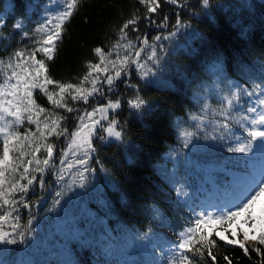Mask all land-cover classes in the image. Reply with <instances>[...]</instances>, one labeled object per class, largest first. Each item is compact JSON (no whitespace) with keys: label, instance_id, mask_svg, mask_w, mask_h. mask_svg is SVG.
Returning <instances> with one entry per match:
<instances>
[{"label":"trees","instance_id":"obj_1","mask_svg":"<svg viewBox=\"0 0 264 264\" xmlns=\"http://www.w3.org/2000/svg\"><path fill=\"white\" fill-rule=\"evenodd\" d=\"M53 1L0 0V15L6 21L0 31V59L6 51L40 34L35 30L44 24L45 9ZM188 1L180 2L186 6L175 8L159 0L161 6L153 14L156 23L149 24L144 19L146 8L139 0H78L72 17L65 22L53 60L41 57L46 61L50 78L79 84L87 73V65L99 63L93 49L101 47L106 53L113 50L120 27L133 16L138 17L139 22L135 25L137 32L131 31L133 26L127 30L131 41L146 37L150 44L157 35H170L175 31L172 25L177 17L192 30L189 42L166 54L161 83L143 82L129 70L112 91L103 85V94H96L88 103L81 99L73 101L66 94L64 102L74 109L71 113L55 107L47 96L35 94L46 114L60 119L61 130L67 129L59 139L53 135L44 141L53 144L55 165L82 114L109 101L121 102V107L110 113L109 119L117 120L122 139L105 144L100 139L104 135L100 128L92 138L95 151L90 168L99 176L103 172L109 182L103 187L102 204L96 208L97 215L103 219V239L94 243L71 242L68 255L55 264H167L168 257L162 254V247L169 249L170 244H177L179 233L189 226L190 220L209 212L214 200L221 201L226 194L246 188L250 185V174L258 173L261 159L255 151L262 149L252 144L247 153H229L227 147L229 143L238 146L236 136L242 141L248 139L247 128L241 126L240 117L246 114L251 99L264 98V0H209L207 7L202 5V0ZM165 16L168 26L158 28L156 25ZM15 20L24 28L14 30ZM25 29L30 33L27 38L23 35ZM214 63L222 64L225 73L222 80H228L238 92L232 113L236 118L225 122L218 113L216 117L219 125L228 123L235 135L228 142L222 140L217 148L206 147L205 154L192 153L187 161L180 156L172 159L169 155L175 154V149H183L181 132L193 129L190 123L193 116L201 117L204 100L200 95L213 86L217 76L211 71ZM241 68L247 71L242 72ZM51 90L58 89L51 85ZM137 93L146 102L140 111L128 107V101ZM210 103L221 110L212 97ZM107 124L108 121L103 126ZM36 155L41 160L47 158L43 148ZM208 166L212 167L208 171L209 181L202 177ZM48 174L47 178H51ZM258 176L263 179L259 173ZM214 228L221 230L219 224ZM257 230L258 239L260 229ZM225 235L231 239V229ZM129 237L131 242L127 240ZM142 237L149 238V243ZM210 238L217 244L212 249L216 264H226L224 256H228L232 264H264V245L257 243L260 253L249 249L246 256L239 247L219 240L214 232ZM238 238L243 239L241 235ZM136 239L139 241L134 242ZM140 241L148 245L138 246ZM194 260L195 264H212L207 252L203 257L197 254Z\"/></svg>","mask_w":264,"mask_h":264},{"label":"snow or ice","instance_id":"obj_2","mask_svg":"<svg viewBox=\"0 0 264 264\" xmlns=\"http://www.w3.org/2000/svg\"><path fill=\"white\" fill-rule=\"evenodd\" d=\"M169 5H174L177 7H184L186 5H181L180 0H165ZM78 0H66L65 8L58 15H53L51 18L47 19L44 24H41L39 28L35 31L37 33H42L40 40L36 41L35 47H33L29 52L24 50H15L10 57L9 62L5 63L0 59V64H5L6 68L11 69V75L7 76V81L15 80V83L10 84L9 89H0V97H4V101L0 102V121H6V117H12L11 121H6L0 126V135L3 137L2 144V156H0V207L3 205H12L13 212L18 211V206L22 205L25 209H30L31 204L27 202L23 196L19 200H14L12 197L16 193L27 194L32 190L37 182L40 187L43 188L45 184L44 173L46 169H53V144L44 143L47 137L55 135L57 139L65 135L67 129L61 130L60 119L52 118L50 121L48 117L45 116V122H43V129L40 127V121L38 119L39 115L45 113V109L39 107L36 102L32 99L33 89H39L43 92L49 102H51L55 107L65 108L67 112L71 113L74 109L68 107L65 101V95H70L73 101L82 99L85 103L89 102V97L94 94H103L101 92V78L103 77V84L108 86V90L112 91L113 86L122 76H126L127 69L130 65H135L138 72H140V78L145 80L146 83H161L156 74L152 72L150 68L146 69L144 64L139 62L142 52L145 51L146 47L149 45V40L144 37H136L140 40L141 47L137 48L134 52V58L129 59L128 56L120 58L119 56L115 60H109L108 57L112 55L111 51L105 52L101 47H95L93 49L95 55L99 57V63H89L87 65V73L84 75L83 79L80 80L79 84L73 83H61L56 81L48 75V67L46 66L45 59H37V54L42 53L43 57L47 61H51L54 58V52L57 48V43L62 39V33L64 29L65 22L69 20L73 15V10L77 7ZM205 7L208 6L209 0H202ZM139 4L146 8L147 15L144 19L148 20L149 24L156 23L153 18V14L157 12L160 8L159 0H139ZM168 17H164L163 21L158 23L156 26L158 28H163L168 26ZM139 22V18L133 16L131 19L125 21L119 29V39L114 48L124 47L121 44L122 41L127 40L125 50L128 51L136 46L128 40V29L131 27L132 32H137L138 29L135 27ZM6 21L3 17H0V31H2ZM172 27L179 31L181 28H186L185 25L179 17H177L176 22ZM24 26L19 20H15L13 23L14 30H21ZM173 31L168 36L161 37L160 35L155 36L153 39L156 41L170 39L176 34ZM24 37H29L30 33L25 29L23 31ZM164 49L161 48V51ZM147 60L152 61L153 64L159 63V57L157 56L155 48H153L150 55L147 56ZM111 65V69L109 68ZM211 71L213 74L217 75L219 80H222L225 76L224 69L221 63H214L212 65ZM242 72H246L245 68H241ZM155 78L148 79L149 76ZM85 84H90V88H85ZM54 86L58 91H49V86ZM129 87H132L129 85ZM10 95L12 99L8 100L7 96ZM264 95V91H262ZM229 107L232 106L233 101L236 100V94L232 93L231 97H225ZM259 106L264 108V99L259 100ZM146 102L141 99L139 94L135 95L134 99L128 101V107L140 111L145 108ZM121 107V102L119 100L109 101L106 105L94 108L92 111L87 112V122H85L84 116H80V123L76 130L71 132L72 142L69 147L78 146L85 149V155L88 152L95 151L93 147V142L91 137L95 134L97 128H100L104 135L100 136L101 140L106 137L115 138L116 140L122 139L121 131L117 130L118 122L115 118L109 119V110L115 111ZM146 110V109H145ZM247 113L255 114L251 119L249 115H243L240 120L243 122H249L251 127L247 129L246 141H242L241 137L236 136L235 140L238 146H232L230 143L227 147L229 153H247L252 149L253 142H257L261 147H264V111H259L256 106H249L246 109ZM24 114H27L26 118L29 124L36 123L37 131L39 136L36 137L35 133H31L26 130L23 138H21L19 132L16 128L22 124L24 119ZM99 114V119H95L96 115ZM225 115V119H229L231 114L227 112L225 108L222 112ZM36 117V119H34ZM193 120L197 118L192 117ZM101 121H108L106 127L101 124ZM242 127L244 125H241ZM199 128L200 125L198 124ZM225 133L228 135H222L220 139L228 142L232 139L235 133L231 132L228 123H224L220 126ZM45 129L47 130V135H45ZM181 136L185 137V147H188L189 139L194 135L192 132H181ZM77 138L80 139V143H77ZM40 141V143H35V141ZM24 141L29 142V146L35 143V147L31 149L30 155L31 159L26 162L23 160L24 153H21L20 157H15L13 154L19 152L24 144ZM44 149L47 153V158L39 159L37 153ZM75 155V153H73ZM64 164V160L60 161ZM76 163L84 167L87 164V159L77 158ZM23 169L22 172H18L19 168ZM74 167L73 164L69 163L61 170L59 174V179L63 180L65 173L70 171ZM89 171L87 167H84V172ZM84 172L80 173L81 176V186H83ZM7 173V176H6ZM34 173H39V178L34 175ZM18 177V178H17ZM21 181H26V183H21ZM60 192L56 193L59 197ZM179 195V193H178ZM264 200V179H261L256 183L250 190L246 192L243 199H241L236 205L228 208H221L218 214H213L211 212H203L196 216L194 220L189 221V226L179 233L178 242L174 249H165L162 246V254L168 257L167 264H195L194 257L199 254L201 257L207 252L208 257L211 258L212 264H216V257L212 252V249L217 246L216 240L211 239L213 232L215 236L224 241L226 245L237 246L244 251V254L249 255V248L246 247L249 240H253L259 245H264V207L260 208L259 214L256 212V206L258 203ZM55 203L59 204L60 201L56 200ZM226 209V210H225ZM239 217H245L244 225L251 226L250 229L239 228L231 232V239L225 235L229 232L234 223ZM12 219L13 223L11 225V231H6L2 227V222H6L8 219ZM29 224L31 221L28 222ZM219 224L221 230L215 231L214 225ZM21 224L20 218L18 216H13L12 212H6L0 215V244L14 245L17 243L16 237H24L25 233L20 231ZM257 228L260 229L259 238L255 235L250 237L249 231H255ZM207 230V231H206ZM242 234L243 239L238 237ZM147 237H142V239ZM23 242V241H22ZM257 253H260V249H253ZM191 254V255H189ZM226 264H232V260L228 256H224Z\"/></svg>","mask_w":264,"mask_h":264},{"label":"rangeland","instance_id":"obj_3","mask_svg":"<svg viewBox=\"0 0 264 264\" xmlns=\"http://www.w3.org/2000/svg\"><path fill=\"white\" fill-rule=\"evenodd\" d=\"M188 3V0H180V2ZM66 2L61 0H54L50 5H48L45 9V13L43 15V23L53 15H58L65 8ZM203 5V3H202ZM173 7H177L172 5ZM204 6V5H203ZM205 7V6H204ZM3 17V15H0ZM176 31V30H175ZM192 30L188 26L186 28H181L179 31H176V34L172 36L168 40H164L163 38L159 41H154L150 43L144 52L141 54V58H139V62L146 66V69L150 68L152 72L156 74V77L160 80L161 72L163 71V62L166 54L175 48L182 47L186 42H189L191 39ZM168 36V35H164ZM42 37V33L38 34L36 38L28 39L21 44L17 45L15 48H12L6 51L2 60L7 63L10 60V57L14 53L15 50H24L26 53L29 52L33 47L37 46L36 41L40 40ZM163 37V36H162ZM1 41V39H0ZM136 47L132 48L128 51L125 50L126 45L128 43L127 40L122 41L121 44L124 47H118L111 50L112 55L108 57L109 60H115L119 56L123 58L124 56H128L129 59L134 58V52L137 48H140L139 39L135 41H131ZM153 48H155L157 56L159 57V63L153 64L152 61L147 60V56L151 54ZM161 48L164 50L161 51ZM43 56L42 53L37 54V59H41ZM111 69V65H109ZM132 70L134 75L137 76L141 81L146 82L145 80L140 78V72L137 71L135 65H130L127 71ZM11 75V69L6 68L5 64H0V89H9L10 84L15 83V80L7 81V76ZM155 77L149 76L148 79H153ZM106 84H103V77L101 78V87ZM85 88H90L91 85L88 84L84 86ZM49 91L51 90V85L49 86ZM58 91V90H57ZM40 93L41 95L46 96L43 92H41L38 88L33 89V97L32 99L36 102V104L41 107L37 100L35 99V94ZM232 93L236 94V100L233 101L231 107L228 106L227 100L225 97L230 98ZM96 94L92 97H89V100L94 98ZM213 98L216 101V105H218L221 110H217L212 107L210 103V98ZM200 98L204 100L203 102V110L201 111V117L196 120H190V123L193 124V129H187V132H192L194 135L189 139L188 147H185V137L182 136L181 147L183 149H175V154L172 153L169 155L172 159H175L177 156H180L182 160L187 161L188 158L191 157L192 153H204L206 152V147L212 145L216 147L218 144H222V139L220 137L222 135H228L225 133L223 129L220 127L216 119L217 113L218 117L222 118V121L234 120L236 117L232 116L233 107L237 105L238 92L237 89L233 87L232 83L228 80H219L218 77L214 79L213 86L206 90L205 94L200 95ZM7 99L10 100L12 97L10 95L7 96ZM264 99V98H262ZM82 100V99H81ZM258 98L251 99L250 106H256L259 111H264V108L259 106ZM4 101V97H0V102ZM83 101V100H82ZM84 102V101H83ZM85 103V102H84ZM222 103V104H218ZM100 107V106H98ZM97 108V107H96ZM227 108V112L231 114L229 119H225V115L222 114L223 110ZM117 110V109H116ZM115 110V111H116ZM92 111V110H91ZM114 111L109 110V115ZM244 115H249L250 119L255 114H249L246 112ZM27 114H24V119L22 124L19 125L16 130L19 132L21 138H23L26 130L35 133V136H39V132L37 131V124L32 123L29 124L26 118ZM45 116L48 117L50 121L53 117H49L46 112L44 114L39 115L38 119L41 122L40 127L43 129V122H45ZM84 116L85 122H87L86 113L82 114ZM224 116V117H223ZM12 117H6V121H11ZM36 119V117H34ZM95 119H99V114L96 115ZM6 121H0V126L3 125ZM244 125L245 128H250V120L249 122L240 121ZM80 123V118L77 123L76 128ZM106 121H101L103 125ZM200 125L198 128L197 125ZM107 126V125H106ZM105 126V127H106ZM22 129V130H21ZM99 128H97L98 130ZM76 130V129H75ZM96 130V131H97ZM213 130V131H212ZM232 132V131H231ZM45 135H47V130L45 129ZM94 136V135H93ZM91 137V139L93 138ZM205 140L207 142L205 143ZM0 142L3 144V137L0 135ZM72 142V136L67 143L66 149L63 152L62 156L59 159L58 164L54 165L53 169H46L44 175L45 184L43 188L40 187L37 182L34 186H32V190H30L27 194L16 193L12 199L19 200L21 196L31 204L30 209H25L22 205L18 206V211L13 212L12 205H3L0 207V215L6 212H12V215L18 216L20 218L21 228L20 231L24 232V237L17 236V243L14 245H6L0 244V264H55L62 258H65L68 255V246L71 242H88L92 241L93 243L103 239L102 234V223L103 219L97 215L96 208L102 204V191L105 184H109L107 177L103 172L98 173L94 172L90 168V162L93 157V151L88 152L85 155V149L83 147L73 146L69 147ZM103 142L105 144L112 142H119L115 138L106 137ZM36 143V141H35ZM35 143L29 146L28 141H24L23 146L21 147L19 152H15L13 155L15 157H20L21 153H24L23 160L26 162L28 159H31V149L35 147ZM77 143H80V139L77 138ZM257 142H253L254 146L259 147L263 151L257 152L255 151L256 156L260 157V166L257 167V172L262 175L264 179V147L256 144ZM217 148V147H216ZM75 153V155H73ZM77 158L87 159V164L84 167H87L89 171L84 172V167L79 166L76 161ZM64 160V164H61L60 161ZM73 164L74 167L71 168L70 171L65 173L64 179H59V174L62 169L65 168L67 164ZM175 168L176 162L173 161ZM208 169L202 172L203 180L209 181V172L211 166L207 167ZM18 172H22V167L17 170ZM49 172V176L51 178H47V173ZM84 172L83 186H81V176L80 173ZM258 173H252L249 176V183L246 188L238 189L235 194H226L223 200H214L212 206L209 207V212L213 214H218L219 209L228 208L236 205L241 199H243L244 195L248 190H250L256 183L260 181V177ZM173 174V171H171ZM39 178V173H34ZM7 176V173H6ZM18 178V177H17ZM172 180V178H171ZM21 183H26V181H21ZM60 192L61 195L59 197L56 196V193ZM56 200H59L60 203H55ZM2 204V202H0ZM264 205V200H261L256 206L257 210ZM226 210V209H225ZM245 217H239L237 221L231 228V232L235 231L239 228H247L250 229L251 226L244 225ZM31 221L29 224L28 222ZM13 220L10 218L6 222H2V227L6 231H11V225ZM259 232L256 229L254 232L249 231L250 237L255 235L258 237ZM135 237V236H134ZM241 237L242 234H241ZM137 238V237H136ZM130 237L127 239L128 242ZM149 238H146V241L149 243ZM23 241V242H22ZM139 241L136 239L134 242ZM145 241H140L137 245L144 246L148 245ZM175 245L170 244L169 249H174ZM247 247L251 250L256 249L257 243L253 240H249L247 243ZM168 249V248H167Z\"/></svg>","mask_w":264,"mask_h":264}]
</instances>
